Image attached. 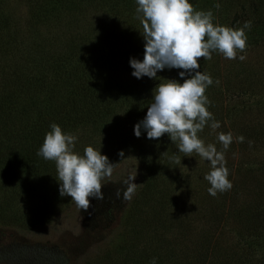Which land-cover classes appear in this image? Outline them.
<instances>
[{
  "label": "trees",
  "instance_id": "16d2710c",
  "mask_svg": "<svg viewBox=\"0 0 264 264\" xmlns=\"http://www.w3.org/2000/svg\"><path fill=\"white\" fill-rule=\"evenodd\" d=\"M190 3L228 27V7H237L238 18L247 4L250 17L264 28L263 0ZM136 7L135 0H0V224L37 229L74 203L59 195L55 162L37 155L56 123L77 137L75 152L82 155L93 146L114 168L133 152L144 171L142 186L118 217L117 239L83 264H149L153 257L157 264H261L242 239L264 230V181L247 188L252 170L244 164L262 144L259 131L230 121L226 102L230 85L238 81L234 88L241 92L256 72L218 53L198 61L213 79L205 90L207 110L220 122L215 130L205 125L198 137L223 151L217 133L233 134L224 152L232 188L213 197L203 179L207 161L178 152L168 134L154 140L134 135L153 89L180 79L181 71L165 69L157 79L131 75L129 58L142 60L144 53ZM0 264L73 263L59 245L11 241L0 245Z\"/></svg>",
  "mask_w": 264,
  "mask_h": 264
},
{
  "label": "clouds",
  "instance_id": "9594fccd",
  "mask_svg": "<svg viewBox=\"0 0 264 264\" xmlns=\"http://www.w3.org/2000/svg\"><path fill=\"white\" fill-rule=\"evenodd\" d=\"M135 3L143 29L140 33L144 53L142 60L129 58L133 69L131 75L137 79L145 76L157 79V73L165 69L181 71L178 72L180 79H166L153 89L152 103L144 118L134 125V135L139 138L146 133V138L154 140L168 134L172 143L177 144L178 152L186 156L195 153L207 161L209 171L203 179L210 184L208 193L215 197L218 192L232 188L224 152L233 142V134L217 133L216 139L223 151H218L214 144H205L198 137L205 125L213 130L220 127V122L215 121L207 110L210 101L205 90L213 84V79L199 70L198 61L200 58L212 59L213 53L221 54L225 59L243 61L246 57H237V53L246 49L244 29H250L251 22L246 21L239 29L214 24L213 13L194 10L190 0H135ZM215 6L220 7L219 3ZM49 127L37 155L55 162L59 195L71 197L78 208L87 211L90 199L103 198L101 180L111 176L116 163L110 162L107 155L93 146H86L82 155L75 152L77 137L62 131L56 123ZM235 139L243 142L244 137ZM118 155L124 157L123 150ZM135 178L130 175L123 181L124 200L131 199ZM116 196H121L120 189ZM149 264H157V258L153 257Z\"/></svg>",
  "mask_w": 264,
  "mask_h": 264
},
{
  "label": "rangeland",
  "instance_id": "374dc122",
  "mask_svg": "<svg viewBox=\"0 0 264 264\" xmlns=\"http://www.w3.org/2000/svg\"><path fill=\"white\" fill-rule=\"evenodd\" d=\"M263 8L264 0L260 10ZM236 10L235 5H230L227 9L229 27L236 28L240 24L239 28H241L246 21L252 23L250 29H244L247 35L246 49L243 53H237V57L244 55L246 58L243 61L237 58L239 62L237 59L227 60L242 65L246 71L251 69L256 73L251 77L252 81L244 84L241 92L234 88L240 85L235 80L234 84L230 85L232 91L227 95L226 102L231 108V122H240L247 128L251 127L256 132L259 131L257 138H260L262 146L244 163L246 169L252 170V173H247L246 176V187L250 188V185L264 181V28L260 21L256 22L254 17H250L247 4L238 18L235 16ZM261 16L264 18V10ZM248 136L250 135H246L247 138ZM251 137L253 139L255 136L251 135ZM130 175L136 176L133 197L144 182L143 168L133 152H130L124 161L113 169L110 177L101 180L103 198L90 199L87 211L78 208L74 202L52 223L37 229L26 230L0 224V245L11 241L59 245L68 253L73 264H83L85 259L102 252L111 241L117 239L118 217L122 208L132 199V197L130 200L123 199V181ZM118 189L121 191L119 198L116 196ZM259 208L264 211V205ZM258 242L263 245L257 249L254 245ZM242 245L247 251L254 248L261 264H264V230L261 233L260 230L254 234L246 233Z\"/></svg>",
  "mask_w": 264,
  "mask_h": 264
}]
</instances>
